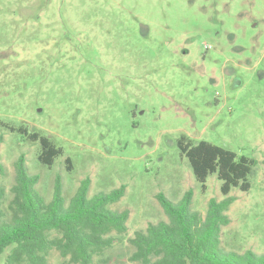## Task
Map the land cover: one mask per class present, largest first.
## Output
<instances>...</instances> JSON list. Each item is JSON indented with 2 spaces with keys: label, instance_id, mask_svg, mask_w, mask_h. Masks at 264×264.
<instances>
[{
  "label": "rangeland",
  "instance_id": "rangeland-1",
  "mask_svg": "<svg viewBox=\"0 0 264 264\" xmlns=\"http://www.w3.org/2000/svg\"><path fill=\"white\" fill-rule=\"evenodd\" d=\"M0 121L63 150L43 166L38 142L0 127L8 199L20 155L45 202L57 178L66 206L83 182L87 198L124 187L108 208L127 232L92 264H138L128 239L168 220L158 194L190 193L202 217L224 199L177 148L201 140L256 160L220 241L264 253V0H0ZM48 264L71 263L52 250Z\"/></svg>",
  "mask_w": 264,
  "mask_h": 264
},
{
  "label": "trees",
  "instance_id": "trees-1",
  "mask_svg": "<svg viewBox=\"0 0 264 264\" xmlns=\"http://www.w3.org/2000/svg\"><path fill=\"white\" fill-rule=\"evenodd\" d=\"M0 127L24 135L38 142L41 153L38 162L51 167L63 155L48 138L30 133L24 128ZM202 190L207 178L215 175L220 182V202L211 200L206 215L190 210L186 194L179 203H172L162 194L157 198L168 218L167 222L149 224L145 231H137L128 239L133 251L129 262L138 264H264V253L251 251L237 253L221 247V229L229 224L225 214L234 198L232 189L248 192L249 176L257 162L253 158L201 140L177 145ZM69 162V159H66ZM264 163V161H263ZM14 184L9 192L0 187V256L4 264H48L52 250L68 258L71 264H92L95 256L102 255L127 232V211L108 208L117 202L124 190L121 186L107 194L87 198V183L83 182L65 205L60 179L55 181L53 197L49 202L36 190L37 177L30 175L23 155L14 163ZM3 166L0 163V174ZM7 251V252H6Z\"/></svg>",
  "mask_w": 264,
  "mask_h": 264
},
{
  "label": "flooded vegetation",
  "instance_id": "flooded-vegetation-1",
  "mask_svg": "<svg viewBox=\"0 0 264 264\" xmlns=\"http://www.w3.org/2000/svg\"><path fill=\"white\" fill-rule=\"evenodd\" d=\"M180 143V142H179Z\"/></svg>",
  "mask_w": 264,
  "mask_h": 264
}]
</instances>
